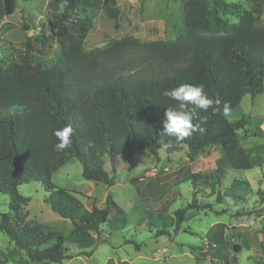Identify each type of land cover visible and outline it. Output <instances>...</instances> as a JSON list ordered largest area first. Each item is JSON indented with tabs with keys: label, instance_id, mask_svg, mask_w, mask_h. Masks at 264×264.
Returning a JSON list of instances; mask_svg holds the SVG:
<instances>
[{
	"label": "trees",
	"instance_id": "obj_1",
	"mask_svg": "<svg viewBox=\"0 0 264 264\" xmlns=\"http://www.w3.org/2000/svg\"><path fill=\"white\" fill-rule=\"evenodd\" d=\"M4 2L7 14H12L16 0ZM54 3L63 11L50 20V34L43 33L37 41L42 47L58 42V59L52 64L34 61L31 44L17 60L0 58V193L10 195V211L1 213L0 229L33 262L73 264L68 262L73 257L67 245L69 237L28 220L22 208L30 197L21 194L18 187L41 182L47 192L45 202L72 221L70 234L81 236L83 241L78 243L86 247L102 237L105 228L122 229L126 215L113 191L108 192L104 207L88 209L72 190L53 182L52 176L73 157L81 162L84 178L107 186L115 184L111 172H116L119 157L143 149L159 158L163 148L172 153L186 145L188 158L195 160L207 147L221 145L232 169L253 168L249 152L240 143L239 130L248 120H229L227 115L245 94L264 92V25L258 13L234 2L186 0L184 24L174 40L141 42L124 37L114 42L112 51L88 52L84 41L92 20L86 12L92 1ZM104 3L109 7V17L117 22L121 12L117 0ZM75 9L83 11V21L74 31L71 12ZM234 11L239 12L237 21L223 15ZM128 43L151 53L142 61L143 66L127 71L119 65L99 75H77L82 61L95 70L103 59L112 60L114 54L121 57L119 46ZM189 83L203 84L205 93L220 103H214L207 111L189 104V109L195 111L193 122H200L205 131L177 141L161 134L166 108L178 107L179 103L165 97L163 91ZM68 124L74 129L73 143L57 152L53 148L58 142L53 132ZM107 156L111 169L107 167ZM226 172L227 168L220 166L189 172V179L194 186H221ZM234 184L240 187L243 180L235 178ZM258 195L264 200V190H259ZM186 210L176 211V230L180 229ZM210 244L222 245L224 238L216 233Z\"/></svg>",
	"mask_w": 264,
	"mask_h": 264
},
{
	"label": "rangeland",
	"instance_id": "obj_2",
	"mask_svg": "<svg viewBox=\"0 0 264 264\" xmlns=\"http://www.w3.org/2000/svg\"><path fill=\"white\" fill-rule=\"evenodd\" d=\"M91 1L93 4L86 13L92 21L84 41L88 52L112 51L114 42L124 37L141 42L174 40L184 24L186 0H117L121 10L117 22L109 17L104 0ZM225 1L255 11L264 25V0ZM16 3L15 11L7 14L5 2L0 0V58L17 60L31 44L34 61L54 63L61 52L59 43L42 47L37 40L43 33L50 34L49 22L63 8L54 0H16ZM82 13L80 9L71 12L72 30L80 27ZM223 15L230 21L239 18L238 11ZM119 49L121 57L114 54L112 60L103 59L95 70L82 61L77 75H99L119 65L124 70H133L143 66L142 61L151 56L140 45L128 43ZM227 117L248 120L239 130L240 143L249 152L253 168L232 169L221 145L207 147L195 160L188 158L186 145L172 153L163 148L159 158L143 149L119 157L116 172H111L115 184L107 186L84 178L78 158L67 161L52 176L56 185L72 190L88 209L104 207L108 192L113 191L125 211L126 224L122 229L105 228L103 236L89 246L79 245L83 238L70 234L72 221L61 217L45 202L47 192L41 182L18 187L21 194L30 197L22 212L28 220L69 237L67 245L73 257L68 262L73 264H264V200L258 195L259 190H264V92L245 94ZM106 163L111 169L108 156ZM220 166L227 168L221 186H194L189 179V172ZM235 178L243 180V185H233ZM9 203L10 195L0 193V217L2 212L10 211ZM180 208L187 210L180 229L176 230V211ZM216 233L224 238V244L213 247L210 243ZM0 259L3 261L0 264H41L31 261L25 250H17L1 229Z\"/></svg>",
	"mask_w": 264,
	"mask_h": 264
},
{
	"label": "clouds",
	"instance_id": "obj_3",
	"mask_svg": "<svg viewBox=\"0 0 264 264\" xmlns=\"http://www.w3.org/2000/svg\"><path fill=\"white\" fill-rule=\"evenodd\" d=\"M163 95L170 100L179 102L178 107L166 108L162 121V135L175 137L177 141H183L190 137L194 132H204L200 122L194 123L195 111L189 109L188 105L194 106V109L207 111L213 104H219L220 100L213 101L204 90L203 84H181L172 89H165ZM228 105L224 106V114H228ZM73 127L71 124L62 128L55 129L53 135L57 139V143L53 148L57 152H63L70 148L73 143Z\"/></svg>",
	"mask_w": 264,
	"mask_h": 264
}]
</instances>
